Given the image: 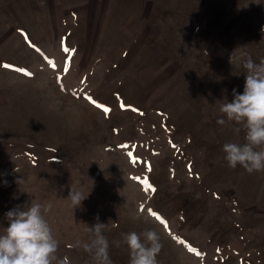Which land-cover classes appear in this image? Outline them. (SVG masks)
Here are the masks:
<instances>
[{
	"label": "rangeland",
	"instance_id": "374dc122",
	"mask_svg": "<svg viewBox=\"0 0 264 264\" xmlns=\"http://www.w3.org/2000/svg\"><path fill=\"white\" fill-rule=\"evenodd\" d=\"M262 29L264 0H0V234L39 202L68 264L97 218L114 264L145 228L158 264H264V171L227 165L245 133L217 123Z\"/></svg>",
	"mask_w": 264,
	"mask_h": 264
},
{
	"label": "clouds",
	"instance_id": "9594fccd",
	"mask_svg": "<svg viewBox=\"0 0 264 264\" xmlns=\"http://www.w3.org/2000/svg\"><path fill=\"white\" fill-rule=\"evenodd\" d=\"M264 31V29H262ZM232 63V56L230 57ZM245 71L243 91L232 90L233 98L222 100L217 120L223 125L226 121L235 122L244 131V143L226 142L222 146L224 159L230 168L242 166L249 174L264 171V58L255 62L251 56H243L237 65ZM19 183V181H18ZM87 194L72 189L68 199L73 207L81 205ZM51 204L39 202L17 205L5 213L8 221L0 234V264H68L67 258L56 256L59 241L44 213ZM135 219L139 220L137 215ZM145 222H149L146 220ZM107 223L97 222L88 227V242L78 241V246L91 257V264H114L109 255V241L104 235ZM128 249V264H158L157 256L162 244L155 228H145L140 232L121 233L115 242Z\"/></svg>",
	"mask_w": 264,
	"mask_h": 264
},
{
	"label": "snow or ice",
	"instance_id": "6c2138e0",
	"mask_svg": "<svg viewBox=\"0 0 264 264\" xmlns=\"http://www.w3.org/2000/svg\"><path fill=\"white\" fill-rule=\"evenodd\" d=\"M65 50L67 51V49H65ZM6 67H7V66H6ZM21 71H23V70H21ZM29 75H31V73H29ZM104 110H105V112L108 111L107 108H105ZM124 147H127V146L125 145ZM130 155H131V154H130ZM146 190H147V189H146ZM153 191H154V189H153ZM141 210H143V208H142ZM149 212H150L151 215H153L154 217H156V219L161 220V218H160V216H159L158 214H156L155 212H152V210H149ZM161 222L164 223V221H162V220H161ZM165 227H167V224H166V223H165ZM189 251H193V252H195L196 250L190 248Z\"/></svg>",
	"mask_w": 264,
	"mask_h": 264
},
{
	"label": "trees",
	"instance_id": "16d2710c",
	"mask_svg": "<svg viewBox=\"0 0 264 264\" xmlns=\"http://www.w3.org/2000/svg\"><path fill=\"white\" fill-rule=\"evenodd\" d=\"M165 222V221H164ZM191 246H194L193 243L191 244Z\"/></svg>",
	"mask_w": 264,
	"mask_h": 264
}]
</instances>
